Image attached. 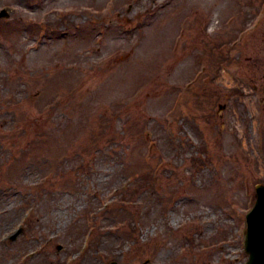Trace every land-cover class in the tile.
I'll return each mask as SVG.
<instances>
[{
    "label": "rangeland",
    "instance_id": "374dc122",
    "mask_svg": "<svg viewBox=\"0 0 264 264\" xmlns=\"http://www.w3.org/2000/svg\"><path fill=\"white\" fill-rule=\"evenodd\" d=\"M4 7L0 264H245L264 0Z\"/></svg>",
    "mask_w": 264,
    "mask_h": 264
},
{
    "label": "water",
    "instance_id": "95a60500",
    "mask_svg": "<svg viewBox=\"0 0 264 264\" xmlns=\"http://www.w3.org/2000/svg\"><path fill=\"white\" fill-rule=\"evenodd\" d=\"M10 10L4 8L0 17H9ZM256 203L247 214V231L245 236V251L249 254L246 264H264V184L256 186ZM16 235L13 237L15 238ZM110 264H118L111 262Z\"/></svg>",
    "mask_w": 264,
    "mask_h": 264
}]
</instances>
